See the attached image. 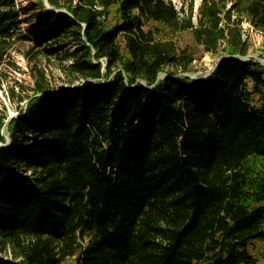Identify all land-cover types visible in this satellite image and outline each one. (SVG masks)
I'll list each match as a JSON object with an SVG mask.
<instances>
[{
	"label": "trees",
	"instance_id": "1",
	"mask_svg": "<svg viewBox=\"0 0 264 264\" xmlns=\"http://www.w3.org/2000/svg\"><path fill=\"white\" fill-rule=\"evenodd\" d=\"M188 1L47 0L20 33L34 6L0 0V68L29 41L27 59L58 58L73 77L55 88L33 64L7 144L0 102V264H259L264 65L238 57L243 21L264 38V0H200L195 23ZM187 30L238 57L182 75L191 53L159 34Z\"/></svg>",
	"mask_w": 264,
	"mask_h": 264
},
{
	"label": "rangeland",
	"instance_id": "2",
	"mask_svg": "<svg viewBox=\"0 0 264 264\" xmlns=\"http://www.w3.org/2000/svg\"><path fill=\"white\" fill-rule=\"evenodd\" d=\"M16 3V8H27L29 6H34V10L30 11L27 14L19 13V18L22 20V23L19 25L20 33H24L27 26L32 21L31 17L36 14L43 13L51 9V6L48 5L47 0H40L43 3V8H40L38 5V0H14ZM173 5L177 10L183 4V0H171ZM186 3L183 4L184 9L189 6V1L185 0ZM200 0H193L192 3V22H196V13L198 11V6ZM229 2L226 3V8H229ZM57 12H61L58 10ZM185 15V13H180V16ZM27 19V20H25ZM234 19V15L232 16ZM25 20V21H24ZM144 29H159L160 26H156L151 22H146L143 25ZM241 30H243L242 38L247 41L248 51L245 57L249 60L258 62L261 65H264V38L262 35L255 30L247 21L241 23ZM160 38L162 40L171 39L178 51L187 50L191 53L193 61L190 65V71L185 72L182 75L187 76H200L204 77L209 74L216 64V62L225 56L222 52V47L224 43H220L221 46L217 54H211L203 49L202 45H199L194 42L191 31H181L176 34H167L165 31L160 32ZM29 41L24 42H14L12 47L8 49L7 54L4 57V63L2 68H0V102L4 105L6 109V125L2 126V133L8 139L7 136V123L9 120L16 116L18 111H24L26 102L29 100V95L32 94L33 79L31 76V68L33 64H37L38 67L42 68L45 72V76L51 86L55 88H68V80H73V77L69 75H64L62 71L58 69L57 62L58 58H44L39 57L33 59H27L23 52L30 49ZM241 59V57H238ZM163 75H160L162 78ZM77 80L73 81V84H77ZM21 99V101H20ZM10 118V119H9ZM92 236L91 232L86 231L83 235L80 236V240L84 245L87 240ZM0 245V249H2ZM250 250L252 253L257 256L259 264L264 263V240L253 242L250 245ZM4 258H10V254L7 251L6 253L1 252L0 254ZM73 261L68 259L64 264H71Z\"/></svg>",
	"mask_w": 264,
	"mask_h": 264
},
{
	"label": "water",
	"instance_id": "3",
	"mask_svg": "<svg viewBox=\"0 0 264 264\" xmlns=\"http://www.w3.org/2000/svg\"><path fill=\"white\" fill-rule=\"evenodd\" d=\"M228 57H238V56H236V55H234V56H228V55H225L224 57H222V58H220L217 62H216V64L214 65V67L212 68V70H211V72L214 70V68L216 67V65L222 60V59H224V58H228ZM238 59H240V58H238ZM241 60H248L245 56H243V57H241ZM210 72V73H211ZM209 73V74H210ZM209 74H207V75H209ZM206 75V76H207ZM185 76H187V75H185ZM206 76H204V77H206ZM188 77H190V78H198V77H200V76H188ZM10 119V118H9ZM5 139H6V143L5 144H7L8 143V139L5 137ZM5 144H2V143H0V146H3V145H5Z\"/></svg>",
	"mask_w": 264,
	"mask_h": 264
},
{
	"label": "built area",
	"instance_id": "4",
	"mask_svg": "<svg viewBox=\"0 0 264 264\" xmlns=\"http://www.w3.org/2000/svg\"><path fill=\"white\" fill-rule=\"evenodd\" d=\"M259 32V31H258ZM260 33V32H259Z\"/></svg>",
	"mask_w": 264,
	"mask_h": 264
}]
</instances>
